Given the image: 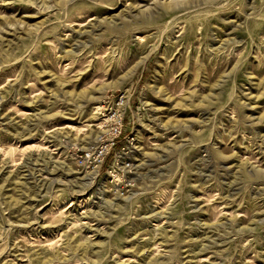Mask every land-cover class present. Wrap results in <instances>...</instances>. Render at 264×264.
Segmentation results:
<instances>
[{"label": "rangeland", "instance_id": "1", "mask_svg": "<svg viewBox=\"0 0 264 264\" xmlns=\"http://www.w3.org/2000/svg\"><path fill=\"white\" fill-rule=\"evenodd\" d=\"M0 264H264V0H0Z\"/></svg>", "mask_w": 264, "mask_h": 264}, {"label": "built area", "instance_id": "2", "mask_svg": "<svg viewBox=\"0 0 264 264\" xmlns=\"http://www.w3.org/2000/svg\"><path fill=\"white\" fill-rule=\"evenodd\" d=\"M127 105L128 97L123 94L116 97L113 96L112 99L102 106L99 117V129H104L105 132L94 139L80 157L81 161H84V167L87 170H91L92 173L100 172L99 170L106 161L110 150L116 145L117 139L121 136ZM118 161L114 162V167L119 166ZM129 166L127 164L124 169L129 171L127 168Z\"/></svg>", "mask_w": 264, "mask_h": 264}]
</instances>
